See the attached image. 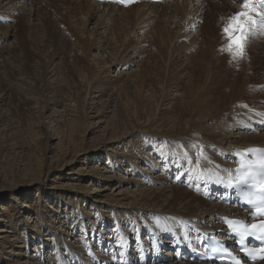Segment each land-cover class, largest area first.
Masks as SVG:
<instances>
[{
	"label": "rangeland",
	"instance_id": "374dc122",
	"mask_svg": "<svg viewBox=\"0 0 264 264\" xmlns=\"http://www.w3.org/2000/svg\"><path fill=\"white\" fill-rule=\"evenodd\" d=\"M7 1L0 0V5L3 4L0 6V264H60L59 254L66 255L70 250L79 252V263L70 259L71 264H107L103 258L111 264L112 258L105 250L106 246L99 248L95 240L91 243V235L83 232L89 231L92 225L97 227L96 230L104 229L105 223L115 221L114 216L122 211H128L126 215L146 214V219L143 217L133 222L134 229H129L128 235L142 229V220L156 214L146 211L148 207L134 204L145 196L140 195L139 190L157 187L152 182L157 180L158 174L168 177L163 168L152 172L143 161L148 154L157 161L148 144V135L163 138L159 133L164 131L151 128L169 125L168 120L158 119L149 132L144 130L147 127L143 129L141 123L151 116L143 115L144 109L138 117L135 113L139 110L140 101L145 99L144 103H149V106L154 103L152 92L147 89L151 87L153 91H160L161 84L165 92H169L167 88L171 81H166V76L176 73V66L184 61L187 65H183L177 80L179 95L189 94V76L195 73L198 74L195 78L197 95L205 91L213 97V103L220 100L224 105L237 95L239 88H245L246 78L251 77L249 80L254 83H247L251 90L247 98L252 100L258 90L264 93V81L260 78L264 76V34H254L259 36L254 39L249 36L244 57L233 59L224 50L227 38L222 31L229 18L238 12L235 11L238 4L233 2L228 9V5L219 0L222 11L216 12L215 20L207 25L213 36L211 43L205 36L197 39L189 36L183 43L194 42L189 47L194 46L188 53L191 60L179 55L180 60L177 57L170 59L171 52L175 53L180 46L170 45L176 29H163L154 20L150 28L142 24L138 27L145 31L156 30L162 37L154 35L143 52L132 49L124 52L122 44L134 45L139 40L140 45L148 39L141 38L138 33L126 37L125 32L119 30H116L119 32L117 38H113L109 26H96L95 20L99 16L103 18L98 11L85 14L89 16L88 20L92 17L90 21L85 20V12L76 14V17L70 14L71 17L64 22L65 29H50L48 35L41 27V16L29 8L17 11L13 14L15 17L4 14V11L11 13V9L18 7L13 1ZM25 3L29 1L25 0ZM117 17L119 15L111 21V27L118 26L115 23ZM118 22L130 29L122 19ZM5 31L7 36L3 35ZM214 40L224 41L218 48L222 58L219 78H215L212 60ZM254 42H259L258 48ZM151 44H154L152 49L149 47ZM155 46L159 50L157 54L153 51ZM23 55H27L28 62L23 63ZM74 55L78 56L77 60ZM247 65L249 69L244 73ZM143 67H147L145 72ZM231 69L239 71V75ZM141 72L147 74L143 73L140 78ZM208 79L211 80L210 86ZM226 85L231 86L226 89L234 96L224 92ZM220 92L232 98L223 99ZM187 98L188 95L183 100ZM253 101L259 102L256 106H264V99ZM256 126L252 124L249 127L254 132L249 129L246 132L263 134L264 130H255ZM233 131L236 132L235 129L228 132ZM166 146L159 147L172 154L179 148L176 143L170 148ZM136 153L140 155L139 159L134 157ZM179 175L182 181L184 175ZM205 201L206 206L193 213L200 218L209 215L215 219L219 210L216 212L210 207L215 202ZM121 221L123 224L125 219ZM115 232L117 234L118 231ZM133 236L137 239L135 234ZM134 246L131 249L133 254ZM89 249L103 250L96 258ZM170 252L176 253V248L172 247ZM122 253L123 250L119 255ZM141 254L149 256L148 253Z\"/></svg>",
	"mask_w": 264,
	"mask_h": 264
},
{
	"label": "bare ground",
	"instance_id": "6f19581e",
	"mask_svg": "<svg viewBox=\"0 0 264 264\" xmlns=\"http://www.w3.org/2000/svg\"><path fill=\"white\" fill-rule=\"evenodd\" d=\"M10 1L11 2L13 1V4L15 3L14 5H18V7L17 9L14 10L11 9V13L6 9L7 11H4V14L8 15L9 17L10 16L15 17L13 14L16 13L17 11L19 12L20 10L23 12L25 8L27 9L29 8V10L35 12L37 16L38 15L41 16L40 18L42 22L41 27L44 31H46L45 34L47 33L48 35L49 33H51L50 29L59 28V27L65 29L64 22L68 21V17H71L70 14H74L75 16L78 13L82 14L85 12L83 16H85V20H88L89 16L87 17L85 15L86 13L98 11L101 15H103V18L102 16H99L95 20L96 26L99 25H102L103 27L109 26V29L110 28L112 29V33L110 32V35L111 36L113 35L112 36L113 38H117L116 34L119 32H117L116 30H119L122 33L125 32L124 35L126 37L129 34L132 35L134 33H138L141 38L148 39L147 42L143 41V43H141L140 45H138L139 40H137V42L134 45H130L129 43L126 45L122 44V48H123L122 51L124 52H129V49H132L135 52L136 51L139 52L140 50L143 52L144 47L152 42V37L154 35H160L162 37V34L156 30L145 31L144 28L138 27L139 24H142L145 25L146 28H150L151 26L150 23L152 22V20H154L155 22H157V24L162 25L163 27L162 26L161 27L163 29H169V28L176 29L170 45L172 44L175 47L177 45L180 46L175 53L171 52L170 59L173 57H177L178 60H180V57H178L177 55L183 57L186 56L187 59H190L188 53L190 54L191 53L190 51L193 50L194 48V46L189 48L190 43L192 45L194 44V42H190L189 44H184L185 43V42L183 43L184 38H185L184 41H186V39H188L189 36L190 37L193 36L194 39L205 36L210 38L209 42L211 41V38L213 36H212V32H210V30L208 29L209 27L207 25L211 20L212 21L215 20L216 12L219 13L222 11L221 6L218 4L219 0L216 1L215 0H173L161 4H137L134 6H129L128 8H120L113 4H97L93 0H72V1L27 0L29 1V3H25V0H8L7 3H11ZM222 1L226 5H228L227 6L228 9L231 8V6H233V2H235L236 4L235 0L234 1L222 0ZM60 5L64 7H61ZM0 6H3V4ZM237 10L239 11L240 8L237 7L235 11ZM28 15L30 16L31 14ZM117 15H119V17H117L115 23L118 24V26L111 27L110 23L113 19H115ZM91 19H89L88 21H90ZM120 19H122L125 22V24H127L130 27L129 30L126 29L124 25H120V23L118 22ZM201 23L204 24L202 25ZM25 30L26 29H24L23 31ZM207 30H209V32H207ZM34 32L35 31H33V33ZM3 35L7 36L8 32L5 31ZM30 35L32 36L33 34ZM255 37H259V36L252 35L251 39H254ZM254 43H255L254 46L258 48L259 42H254ZM223 44L224 41L223 42L221 40L215 41V45H214L215 48L212 49V57H213L212 60H213L215 78L221 77L218 74L219 73L218 70L221 69L222 58L219 53L220 49L218 48L219 47L221 48ZM153 46L154 44H151L149 46L150 49H152ZM225 47L226 46H224V48ZM153 51L155 54L159 52L156 46L153 49ZM25 54H27V52H25ZM74 57L77 60L78 56L76 57V55H74ZM22 59H23L22 60L23 63L28 62L27 55H23ZM184 63L185 62L183 61V64H179L176 66L177 69L176 73L174 72L171 75L166 76V81H171L169 85L167 84V82L165 83L166 86L167 85L169 86V87L167 86L169 92L167 91L165 92V89L163 88L164 85L161 86V84L159 87L160 91H157L155 89L153 91L152 88L150 87L147 90H150L152 92L151 97L154 98L153 99L154 103L151 106H149L150 105L149 103L147 104L144 103L145 99L143 101H140L139 103L140 107L138 106L139 110L137 109L138 112L135 113L137 115L135 116L138 117L139 114L144 109L142 114L143 115L147 114L149 117L151 116V119L147 118L145 122L143 121L141 123L143 124V129L147 127L146 129H144L145 131H148L152 127V125L156 123L158 119H164L169 121L168 123L169 125L166 128L165 127L151 128L156 131H164L159 133L163 136L162 139L158 135H153V134H150L147 137L149 139L148 144L152 148L153 155L157 158V160L158 159L161 160L162 164L158 165L157 161L154 159L152 155L148 156L149 154L147 155L146 158L143 159L144 163L149 166L148 168H150V171L152 172L156 170L159 172L162 167L163 168L165 167L167 173L179 172L181 175L182 174L184 175V179H182V181L181 180L179 181L177 180L178 178L175 175L174 176L172 175V173L168 174L167 175L168 177L162 175L161 173L158 174L156 178L157 180H154V182H152L153 185H157V187L154 188L149 185L150 187L143 190H139V192H141L140 195L144 194L145 196L140 197L139 202H135L134 204L148 207L146 208V211H149L151 213L154 212L157 215L151 216L150 219H152V217L154 218L150 221L144 219L142 220L144 226H142V229L140 228L134 232L136 236L135 238L137 239L132 238L130 239V241L128 238L123 239L124 241L122 244L123 245L122 255H125V259L126 257L130 258L132 255L134 257H137L135 254L132 253L131 250L135 244L140 245L141 243H143L142 246L144 245L147 246L150 243L151 245H153L152 242H155V244H157L158 246L160 245L162 246L164 244L167 245L169 243V240L173 242L175 240V236H179V234L180 236H182L184 230L189 231L196 226H202L203 229H214L215 228L214 223L217 220L216 218L215 219L209 218L207 220L202 219L204 221V224H201V222L199 223L196 222L197 215L194 214L193 212L198 209L204 208L207 202L205 201V199L202 200L201 198L197 197V195L194 192H192V190L189 187L194 184H202L203 186L206 187L209 183L214 182L216 180L215 170H222L224 169V167L225 169L227 168L226 165L230 162V157H232V155L230 156V148L232 146L235 147H245L247 145L264 146V133L258 135V134H251L246 132L248 131L249 127H251L252 124H257L255 130H261V129L264 130V125L263 127L262 125H259L263 123V120L258 114L259 110L264 111V106H256L259 104V102L253 101V100L264 99V93L261 92L263 90L257 89L258 91L253 95L252 100H248L249 98H247L249 93L248 91H251L248 87L250 85L249 81L251 82V80H249L251 77L249 79L246 78V81L244 83L245 88L244 89L242 87L239 88L237 91V95L235 96L232 91L226 89V88H230L231 87L230 85L224 86L223 88L224 92L227 94L232 93L234 96V98H232L231 95L223 94L220 92V96L223 99L232 98L228 102L229 106L224 105V102H221L220 100L213 103L212 102L214 101L213 97L208 95L207 92L203 91L197 95L196 93L197 80L195 78L198 76V74L195 73H192L189 76V84H188L189 94L183 93L179 95L180 93H178V91L180 87L177 83L178 82L177 80L180 77V73H182L181 70L183 69L184 66L187 65ZM144 68L145 67H143L142 69L144 70ZM248 69H249V65L245 66L244 73ZM231 71L236 73L237 75H239L238 73H240L239 71H235L232 69ZM143 73L141 72L139 77ZM241 74L244 76L242 72ZM145 78L146 77H144V79ZM161 78L163 80V77ZM260 78L263 82L264 76H261ZM158 82L161 83L162 81L161 82L158 81ZM207 83L210 86L211 80L208 79ZM247 83L249 85H247ZM254 89H252V91H254ZM187 95L189 96V98L183 100V98ZM246 103L248 105H245ZM137 119L139 120L140 118ZM233 129H235L236 132L234 131L232 133L228 132ZM172 136L173 138L170 139ZM160 140L162 141V143L158 142ZM175 143L176 146L179 147L177 149V151L180 152L178 155L177 153L175 155L172 154V152L170 153L169 150L166 152V150H164L165 148L159 147L165 144L167 145L166 147L170 148L172 147V144ZM180 154H184L186 157L181 163H178L177 158L180 157ZM134 155L135 158L136 157L138 159L140 158L139 154L137 155L136 153ZM159 201H164V202L159 203ZM158 205L161 207H158ZM210 207H212L215 211L216 209L220 210L218 214H223L230 210L226 206L215 203H213ZM154 208H156L157 210ZM118 213L119 214L113 216L115 222H118L119 224H122L121 223L122 218H124L125 221H127V223H131L138 220L139 218H143L144 216H146V214L143 213L140 215L138 214L126 215L129 213L128 211H122L121 213L120 212ZM84 214L87 213L84 212ZM163 214H167V216H169L173 222H170L166 218H164L162 216ZM123 215L126 216L122 217ZM91 216L92 215H87L86 217H91ZM102 223L103 222H101V224ZM106 225L107 224H105V226ZM104 229L97 230L98 233L97 236L100 238L99 241L100 244H101V239L106 238L108 236L106 232H105L106 234L104 233L102 234V231ZM130 229H134V226L131 227ZM121 234L124 233L122 232ZM134 234H131V236H133ZM56 252L59 253L57 249ZM78 254L79 252L71 251V250L68 251L66 255L60 253L59 262L60 264H71L70 259L73 261L79 259ZM143 255L144 254H141L140 258ZM94 256L98 258V256L96 255ZM144 257H149L150 259L152 258L150 257V255L149 256L144 255ZM89 258L91 259V256ZM96 258L92 257V259L97 261ZM103 260L106 261V263H109L107 259L103 258ZM111 262L112 260H110V263ZM173 264H181V263L175 262ZM203 264H208V263H203ZM262 264H264V262Z\"/></svg>",
	"mask_w": 264,
	"mask_h": 264
},
{
	"label": "snow or ice",
	"instance_id": "6c2138e0",
	"mask_svg": "<svg viewBox=\"0 0 264 264\" xmlns=\"http://www.w3.org/2000/svg\"><path fill=\"white\" fill-rule=\"evenodd\" d=\"M258 2L260 7H264V0H258ZM242 9V11L230 17L228 24L223 28V33L228 41L225 50L233 59L244 57L248 37L255 34L257 26L264 31V15L256 13L260 16V20L253 19L252 13L256 12V7L252 0H244ZM261 190L264 191V187ZM257 214L264 215V207L257 208ZM231 227L232 231L241 237H244L245 234H256L252 230H259V233L262 234L260 238L264 239V221L251 225H244L236 221L232 222ZM246 254L253 260L264 259V249L247 250Z\"/></svg>",
	"mask_w": 264,
	"mask_h": 264
}]
</instances>
